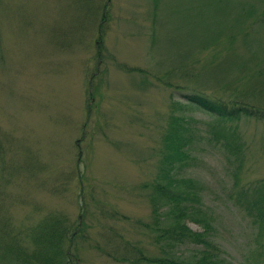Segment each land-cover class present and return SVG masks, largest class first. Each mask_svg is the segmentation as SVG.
<instances>
[{"label":"rangeland","instance_id":"1","mask_svg":"<svg viewBox=\"0 0 264 264\" xmlns=\"http://www.w3.org/2000/svg\"><path fill=\"white\" fill-rule=\"evenodd\" d=\"M192 91L264 101V0H0V223H77L78 264H129L115 259L124 241L136 261L171 255L134 221H150L142 184L157 179L176 117L194 137L170 172L190 180L219 255L264 264L234 197L264 181V121L214 120L185 103ZM213 124L236 131L237 154L208 140ZM191 246L174 257L193 264Z\"/></svg>","mask_w":264,"mask_h":264},{"label":"trees","instance_id":"2","mask_svg":"<svg viewBox=\"0 0 264 264\" xmlns=\"http://www.w3.org/2000/svg\"><path fill=\"white\" fill-rule=\"evenodd\" d=\"M181 96L187 105L211 115L214 120H236L244 116L264 121V101L256 104L253 97L251 100L244 96L224 100L194 91L182 93ZM176 104L182 106L180 103ZM172 119L174 120L169 122L168 132L164 139L162 138L165 150L160 161L162 165L157 166V179L150 185L142 184L143 187L151 189V192L146 194L150 207V221L144 223L134 221L148 237L153 239L155 244L171 248L172 254L160 258L141 255L142 257H137V260L141 258V261H136L132 258L134 252L138 250L135 246L132 249L127 241H124L121 243V252H125L115 259L129 264L142 262L190 264L186 259L179 260L177 256L174 257V254L178 253L176 252L178 246L189 244L192 245L191 248L197 250L193 253L197 255L193 264H225L224 258L219 255L218 248L211 237L213 228L209 223L210 217L194 209L197 194L194 193L190 180L172 176L170 172L171 165L174 166L177 159L184 156L180 146L188 145L194 137L189 122H183L184 129H179L176 128L178 118L172 117ZM209 128V141L211 140L214 145L224 151L227 150L228 153L237 154L241 141L235 130L214 124ZM182 132H186V136ZM235 159L240 163V158ZM240 189L235 191V205L252 217V222L257 226L258 248L263 249L264 181L249 185L246 190L240 191ZM115 212L110 210L107 215L114 217ZM120 216L125 219L123 215ZM185 220L198 223L201 229L191 230ZM77 225V223L69 224L63 217L54 215L53 212L45 213L33 225L16 228L11 227L7 218H3L0 223V264H78V257L70 250L72 240L79 232ZM261 241H263L262 244ZM110 253L107 251L104 254L110 257ZM143 257L146 258L145 261Z\"/></svg>","mask_w":264,"mask_h":264},{"label":"bare ground","instance_id":"3","mask_svg":"<svg viewBox=\"0 0 264 264\" xmlns=\"http://www.w3.org/2000/svg\"><path fill=\"white\" fill-rule=\"evenodd\" d=\"M111 234V233H110ZM113 234V233H112ZM113 236V235H112ZM111 237V236H110ZM110 238H108V240H109ZM115 240V239H114ZM112 241V240H111Z\"/></svg>","mask_w":264,"mask_h":264}]
</instances>
